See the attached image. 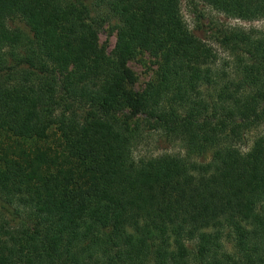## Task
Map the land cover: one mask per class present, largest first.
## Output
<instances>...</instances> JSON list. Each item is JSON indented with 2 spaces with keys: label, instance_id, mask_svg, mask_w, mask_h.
<instances>
[{
  "label": "trees",
  "instance_id": "obj_1",
  "mask_svg": "<svg viewBox=\"0 0 264 264\" xmlns=\"http://www.w3.org/2000/svg\"><path fill=\"white\" fill-rule=\"evenodd\" d=\"M200 1L264 19V0ZM218 38L231 71L181 0H0V133L18 139L0 151V264H264V134L238 145L264 121V32ZM141 51L157 68L136 90ZM139 117L185 155L135 158Z\"/></svg>",
  "mask_w": 264,
  "mask_h": 264
},
{
  "label": "rangeland",
  "instance_id": "obj_2",
  "mask_svg": "<svg viewBox=\"0 0 264 264\" xmlns=\"http://www.w3.org/2000/svg\"><path fill=\"white\" fill-rule=\"evenodd\" d=\"M181 12L188 27L199 37L204 38L217 52L218 67L231 71L234 63V56L229 50L225 49L219 42V36L229 25L242 26L245 29L250 27L257 28L264 32V19L256 21H241L226 17L224 14L203 4L200 0H181ZM115 33L110 32L107 26L99 35V44L105 43L110 50L115 43ZM128 66L134 73L135 82L133 84L136 90H141L145 85L155 77L157 61L154 57L145 51L139 52L134 58L128 61ZM131 124L138 123L142 130L141 137L138 139L133 155L135 158H145L152 155L164 153L185 155V149L182 144L176 140H169L164 137L160 131L152 130L147 121L139 117L137 121H130ZM264 134V121L258 122L242 133L239 148L242 152L247 151L253 141L260 135ZM18 139H13L4 133H0V151L6 145L13 144ZM26 145H34L36 141L19 139ZM211 150L200 156H193L196 162H207L211 157ZM227 249L231 245L226 242Z\"/></svg>",
  "mask_w": 264,
  "mask_h": 264
}]
</instances>
